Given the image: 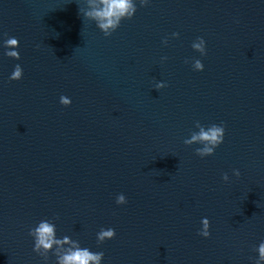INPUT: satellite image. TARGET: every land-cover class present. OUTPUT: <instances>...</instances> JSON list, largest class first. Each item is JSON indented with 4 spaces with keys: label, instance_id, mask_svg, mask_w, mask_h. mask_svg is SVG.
Returning <instances> with one entry per match:
<instances>
[{
    "label": "water",
    "instance_id": "1",
    "mask_svg": "<svg viewBox=\"0 0 264 264\" xmlns=\"http://www.w3.org/2000/svg\"><path fill=\"white\" fill-rule=\"evenodd\" d=\"M134 2L105 36L79 13L87 0H0V264H58L72 241L102 251L101 264H254L264 0ZM16 64L22 77L9 80ZM197 121L223 124L212 155L183 143ZM44 219L69 242L37 254L28 231ZM102 227L115 236L98 244Z\"/></svg>",
    "mask_w": 264,
    "mask_h": 264
},
{
    "label": "clouds",
    "instance_id": "2",
    "mask_svg": "<svg viewBox=\"0 0 264 264\" xmlns=\"http://www.w3.org/2000/svg\"><path fill=\"white\" fill-rule=\"evenodd\" d=\"M147 2L148 0H139L141 6H144ZM87 3L89 5L88 10L84 11L78 7L79 13H82L83 17L94 20L96 26L105 36L111 35V33L119 27L122 19H130L136 11V3L134 0H87ZM5 35L7 34L5 33ZM172 35L177 36L178 33H172ZM3 46L5 48L4 54L6 56L17 60L20 58L19 52L15 50L19 47V41L17 38L8 37L3 41ZM192 47L204 53L200 44H193ZM194 67L197 70H202L203 64L200 60H196ZM22 73L23 70L21 66L16 64L9 76V80H19L22 77ZM161 86V84L156 85L157 88ZM59 102L65 106L70 103L65 95L60 96ZM196 125L200 128L199 132L192 133L190 139H185L183 143L190 145L195 142L202 145L194 150L200 157L212 155L215 148L223 142V124H211L205 128L197 121ZM233 174L239 177L240 172L238 169H233ZM222 179L227 181L229 179L228 174L223 173ZM115 202L117 204H124L127 201L125 196L121 193L117 194ZM201 225L202 227L198 234L203 237H208L210 235L208 231L210 227L209 220L206 217L202 218ZM28 234L33 237V251L37 254H44L40 253L41 249H44V252L46 253L53 248L54 244L60 246L69 242L67 236H65L63 240L56 239L55 226L46 219L39 221L37 226L29 228ZM114 236L115 230L113 228L109 227L105 229L102 227L96 234V240L99 244L106 239H112ZM70 243L74 246L66 249L63 253H55L58 264H101V260L104 256L102 251L93 252L87 247L79 246L75 241ZM254 251L258 253V256L254 260V264H262V262H264V240L260 241L258 246L254 248Z\"/></svg>",
    "mask_w": 264,
    "mask_h": 264
}]
</instances>
